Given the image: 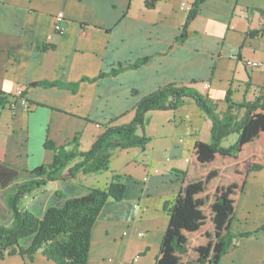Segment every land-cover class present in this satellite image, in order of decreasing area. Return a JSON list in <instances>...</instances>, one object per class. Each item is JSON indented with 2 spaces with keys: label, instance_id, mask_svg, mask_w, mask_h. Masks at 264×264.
Segmentation results:
<instances>
[{
  "label": "crops",
  "instance_id": "crops-1",
  "mask_svg": "<svg viewBox=\"0 0 264 264\" xmlns=\"http://www.w3.org/2000/svg\"><path fill=\"white\" fill-rule=\"evenodd\" d=\"M194 1L156 0L148 9L146 0H0V94L9 101L22 86L28 103L0 105V223L11 220L12 188L52 162L47 141L73 150L77 138L86 152L103 126L130 123L138 101L169 84L191 86L221 112L228 93L237 103L256 98L264 88V0H204L187 24ZM41 82L56 85H31ZM154 114L164 118L152 127ZM146 118L145 147L118 150L106 171L49 182L22 201L40 215L57 191L83 195L121 176L125 193L109 198L94 220L87 264H153L167 227L164 206L192 175L185 160L196 141L210 143L211 121L190 99ZM228 228L234 237L218 264H264V169L247 176ZM0 264L54 262L38 253Z\"/></svg>",
  "mask_w": 264,
  "mask_h": 264
},
{
  "label": "trees",
  "instance_id": "trees-1",
  "mask_svg": "<svg viewBox=\"0 0 264 264\" xmlns=\"http://www.w3.org/2000/svg\"><path fill=\"white\" fill-rule=\"evenodd\" d=\"M155 2L146 0L144 5L149 9ZM203 2L194 1L187 24ZM184 37L185 31L177 41ZM36 84L56 85H31ZM186 99L193 101L211 121V140L209 144L196 141L193 145L187 159L192 175L174 202L164 206L167 227L153 264H218L234 237L228 226L247 176L264 169V88H259L254 100L241 103L233 102L228 93L227 109L221 112L207 95L191 86L169 84L141 98L130 123L114 125L112 121L103 126L102 134L86 152L77 149V138L73 140V150L47 141L45 146L54 152L52 162L27 171L30 177L15 185L7 200L11 220L9 224L0 223V259L5 252L6 256L18 254L34 261L36 254L41 253L54 264H87L94 220L109 198L117 201L125 193L121 176L113 175L106 187L87 188L83 195L69 196L57 191L53 204H48L40 215L21 206L22 201L49 182L106 171L118 150L145 147L150 142L144 134L147 114L176 111ZM0 105H9L7 96L0 94ZM231 135L236 136L233 144L222 147Z\"/></svg>",
  "mask_w": 264,
  "mask_h": 264
},
{
  "label": "built area",
  "instance_id": "built-area-1",
  "mask_svg": "<svg viewBox=\"0 0 264 264\" xmlns=\"http://www.w3.org/2000/svg\"><path fill=\"white\" fill-rule=\"evenodd\" d=\"M185 4H182L180 5L181 8H184ZM54 28H55V33L56 34H60L61 32H63L64 30V26H63V15L62 14H58L57 17L54 18ZM247 65L252 67L253 69L255 68H259L260 67V63H256L254 61H248L247 62ZM205 86H207L205 84ZM26 92V89L22 86H18L15 93L12 94L11 98H9V109H13L16 107V104L17 103H21L23 106H26L28 103H27V100L25 98V93ZM187 161V160H185ZM142 234L141 233H138L137 236H141ZM108 261H112L110 259H108ZM134 261L136 262L137 261V258H134Z\"/></svg>",
  "mask_w": 264,
  "mask_h": 264
},
{
  "label": "rangeland",
  "instance_id": "rangeland-1",
  "mask_svg": "<svg viewBox=\"0 0 264 264\" xmlns=\"http://www.w3.org/2000/svg\"><path fill=\"white\" fill-rule=\"evenodd\" d=\"M158 118L161 119V118H164V117L162 115H160V114H154L153 118H152V119H154L152 127H153V125L158 126V120H157ZM150 132H151V127H150ZM155 132H157V130ZM154 134H156V133H154ZM156 141H159V138H157ZM15 255H17V254H15ZM6 257H10V256H6V253L4 252V257H3V259H0V261L4 260Z\"/></svg>",
  "mask_w": 264,
  "mask_h": 264
}]
</instances>
